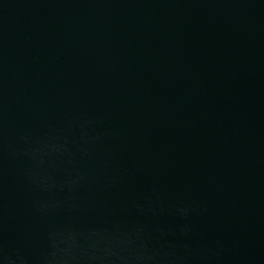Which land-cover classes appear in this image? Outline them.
<instances>
[{
  "label": "water",
  "instance_id": "obj_1",
  "mask_svg": "<svg viewBox=\"0 0 264 264\" xmlns=\"http://www.w3.org/2000/svg\"><path fill=\"white\" fill-rule=\"evenodd\" d=\"M79 0H0V186L43 97Z\"/></svg>",
  "mask_w": 264,
  "mask_h": 264
}]
</instances>
